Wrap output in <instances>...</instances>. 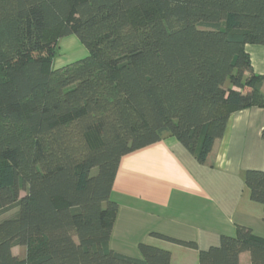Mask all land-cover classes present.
Listing matches in <instances>:
<instances>
[{
  "label": "trees",
  "instance_id": "1",
  "mask_svg": "<svg viewBox=\"0 0 264 264\" xmlns=\"http://www.w3.org/2000/svg\"><path fill=\"white\" fill-rule=\"evenodd\" d=\"M68 36L86 56L54 68ZM248 45L264 46V0H0V217L15 210L0 264H170L152 245L140 258L108 246L120 161L172 137L205 164L231 114L264 108ZM244 185L264 213V172ZM150 235L198 264H264L245 226L204 251Z\"/></svg>",
  "mask_w": 264,
  "mask_h": 264
},
{
  "label": "crops",
  "instance_id": "2",
  "mask_svg": "<svg viewBox=\"0 0 264 264\" xmlns=\"http://www.w3.org/2000/svg\"><path fill=\"white\" fill-rule=\"evenodd\" d=\"M245 50L253 72L264 76V46ZM263 129L264 108H248L231 114L205 164L172 137L124 156L111 193L118 211L109 248L140 258L139 244H148L168 250L170 264H198L197 251L150 234L194 242L200 251L234 236L237 226L264 238L262 207L250 201L244 185L246 171L264 172ZM239 264H250L247 253Z\"/></svg>",
  "mask_w": 264,
  "mask_h": 264
},
{
  "label": "rangeland",
  "instance_id": "3",
  "mask_svg": "<svg viewBox=\"0 0 264 264\" xmlns=\"http://www.w3.org/2000/svg\"><path fill=\"white\" fill-rule=\"evenodd\" d=\"M80 44L75 36L65 37L58 42L57 54L53 61V67L59 68L68 63L75 62L80 60L86 56V52L83 48H80ZM24 196V193H20V197ZM15 210L8 212L0 217V219H4L10 216H13ZM13 254L17 257L21 258L25 254V249L15 248L13 250Z\"/></svg>",
  "mask_w": 264,
  "mask_h": 264
}]
</instances>
